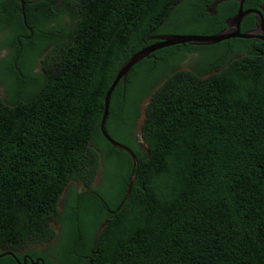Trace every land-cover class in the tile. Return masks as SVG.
Masks as SVG:
<instances>
[{
    "label": "trees",
    "instance_id": "trees-1",
    "mask_svg": "<svg viewBox=\"0 0 264 264\" xmlns=\"http://www.w3.org/2000/svg\"><path fill=\"white\" fill-rule=\"evenodd\" d=\"M24 1L26 25L19 0L0 1V48L14 49L0 61V255L16 256L0 264H264L263 42L174 46L135 65L112 94L106 131L136 169L100 129L106 94L133 54L184 35L166 30L172 22L206 28L188 36L218 34L238 3L211 17L215 0H64L58 10L54 0ZM261 4L246 0L244 10ZM256 25L251 15L241 32ZM216 51L179 70L188 54ZM148 98L143 149L136 128ZM110 166L114 185L102 178L94 188ZM53 224L55 260L38 249L57 239Z\"/></svg>",
    "mask_w": 264,
    "mask_h": 264
},
{
    "label": "water",
    "instance_id": "water-1",
    "mask_svg": "<svg viewBox=\"0 0 264 264\" xmlns=\"http://www.w3.org/2000/svg\"><path fill=\"white\" fill-rule=\"evenodd\" d=\"M30 1L42 2L46 0H30ZM231 1L238 3L239 5L238 11L236 15L226 20L225 22L226 28L220 33L215 34V35H210V36L168 35V36H160V37L153 38V40H155L157 43L151 46H148L142 49L141 51L133 54L122 65V67L118 71V74L115 80L113 81L105 97L104 113H103L102 121L100 124V129H101V133L103 137L114 148L126 152L132 158L135 169L137 165V159L134 153L126 146L112 139L106 131V125H107L108 118H109V110H110V102H111L112 94L114 93L116 87L118 86L120 82H122L124 85L126 84L127 78L135 65H137L138 63H140L141 61L145 59H150L151 55L157 51L171 48L174 46H185V45H192L195 47H208V46H214L222 42L229 41V40H235V39H241V40L255 39V40H259L264 43V0H262V5L259 10H244V4L246 0H215L213 4L206 10V12L209 15L213 16L215 15L214 10L216 9L217 6H219L222 3L231 2ZM19 2L21 4V13H22V16L25 22L26 20L25 19V9H24L25 1L19 0ZM60 2L61 0L59 1V3ZM251 15L255 16V19L257 22L256 28L252 31L242 33L241 25L243 21ZM29 31L32 34V30L29 29ZM29 39L30 37L27 40ZM135 179H136V173L134 172V174L130 178V184L128 186L127 195L122 204H124L127 201L131 193ZM6 256H12L14 258L16 257L15 254L13 253H4L0 255V258L6 257ZM18 263L21 264L20 262ZM23 264H26V259L24 260Z\"/></svg>",
    "mask_w": 264,
    "mask_h": 264
},
{
    "label": "rangeland",
    "instance_id": "rangeland-1",
    "mask_svg": "<svg viewBox=\"0 0 264 264\" xmlns=\"http://www.w3.org/2000/svg\"><path fill=\"white\" fill-rule=\"evenodd\" d=\"M206 28H204V26H200L199 27H188V28H176V26H174L173 22L167 26V31L169 32H172V33H180V34H184V35H188L189 33H201V32H204ZM3 36L1 37L0 40H2ZM219 51H216L213 55L212 53L208 52L204 55H199V54H188L187 58L184 60V62L180 65V68L179 70H183V71H187V70H191L192 67L195 65V63L199 60L200 62H212L214 60H216L220 54H218ZM4 53L0 51V57L3 56ZM174 65H177V60H175V58H173L171 61H169L167 63V66H174ZM170 68V67H169ZM168 68V70H169ZM166 69V71H162V74L166 73L168 71ZM221 69L219 68H216L213 70V73H218L220 72ZM145 76L143 75V78ZM157 86H160L157 85ZM0 96L2 99L5 98L6 94L4 93V88L1 87L0 85ZM149 102V98L146 99L143 103H142V106H141V117L138 121V126L136 128V138L138 140V142L140 143V145L142 146L143 149H145L144 145H142V141H141V133H140V128H141V125L143 123V119H144V110H145V107L146 105L148 104ZM102 178H104V182H105V188H108L110 187L111 185H114V182L116 181V170L113 166H110L108 168L107 171L103 170L102 168L100 169V173L98 175V177L96 178L95 182H94V185L93 187H100L101 186V183H102ZM71 186L72 187H75L79 190H83V188L81 186H78L76 185L74 182L71 183ZM66 193V192H65ZM63 194V197L60 201V210L62 211V202L64 201V198H66V194ZM53 227L54 229L56 230L57 232V239L44 246V247H41V248H38L40 251H42L43 253H45L47 256H49L50 259L52 260H55L53 256H50V251L56 246L57 244V240L58 238L61 236V229H60V226H58L57 224H53Z\"/></svg>",
    "mask_w": 264,
    "mask_h": 264
},
{
    "label": "flooded vegetation",
    "instance_id": "flooded-vegetation-1",
    "mask_svg": "<svg viewBox=\"0 0 264 264\" xmlns=\"http://www.w3.org/2000/svg\"><path fill=\"white\" fill-rule=\"evenodd\" d=\"M59 1H60V0H54L53 3H52V8H54L55 10L60 9V8L62 7V5H63V1H64V0H61L60 3H59ZM212 4H213V3H212ZM212 4H211V5H212ZM211 5H210V6H211ZM261 5H262V4H261ZM261 5L258 7L257 10L260 9ZM210 6H208V7L206 6L205 11H206ZM217 8H218V6H217L216 9L214 10L215 15H213V16H216V14H217ZM206 13H207V12H206ZM207 14H208V13H207ZM210 16H211V15H210ZM213 16H211V17H213ZM24 24L26 25V21L24 22ZM56 24H57L56 21H52L48 26L52 28V27H54ZM64 24H65V26L68 28V26H69V22H68V20H67L66 18H64ZM255 28H256V26H255L253 29H250L249 31H252V30H254ZM28 38H29V37H28ZM28 38H26V40H27ZM0 39H1V36H0ZM30 40H31V37H30V39L27 40V41H30ZM0 41H1V40H0ZM51 49H52V46H49V47H47V48L44 50V52H43L42 56L40 57L38 63H37L36 66L34 67V73H35L37 76H42V68H43L42 61L45 59V55H47V54L51 51ZM0 51L4 53V55L0 57V61H1V60H4V59H11V58L13 57V55H14V49H13V48H10V47H5V48L1 47V48H0ZM6 77H7V76H6ZM1 87L4 88L3 86H1Z\"/></svg>",
    "mask_w": 264,
    "mask_h": 264
}]
</instances>
